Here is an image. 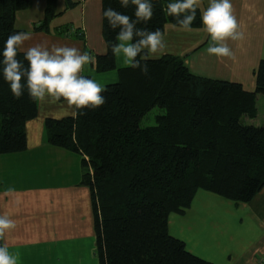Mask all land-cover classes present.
Instances as JSON below:
<instances>
[{"label": "trees", "instance_id": "trees-1", "mask_svg": "<svg viewBox=\"0 0 264 264\" xmlns=\"http://www.w3.org/2000/svg\"><path fill=\"white\" fill-rule=\"evenodd\" d=\"M56 2L47 0L40 28L56 15ZM150 2L153 16L138 28L164 33L168 22L180 26L167 13L175 0ZM31 3L0 0V53L8 36L17 33V12ZM109 7L135 19L131 4L125 8L119 0H103V12ZM201 16L197 7L190 27L201 26ZM118 31L104 17L107 50L95 60L101 72L117 69L111 45L118 43ZM188 55L138 57L147 75L139 68H118V80L104 87L102 106L46 119L49 143L82 156L100 264H215L170 233V214H183L201 189L249 202L264 188V124L245 121L257 116V95L264 94V59L255 70V90L247 91L239 82L194 74L185 63ZM17 59L28 66L23 51L18 50ZM3 67L0 63V154L27 148L26 123L38 115V100L29 96L26 77L17 98ZM155 107L161 110L156 123L142 126V118Z\"/></svg>", "mask_w": 264, "mask_h": 264}, {"label": "crops", "instance_id": "crops-1", "mask_svg": "<svg viewBox=\"0 0 264 264\" xmlns=\"http://www.w3.org/2000/svg\"><path fill=\"white\" fill-rule=\"evenodd\" d=\"M231 3L245 34L243 41H227L234 59L208 54L212 42L203 24L188 31L170 22L163 33L166 47L150 55L188 53L185 63L194 74L239 82L245 90L254 91L255 70L264 59V0ZM208 4L209 0H200L201 12ZM46 7L47 0H32L27 9L17 12V32L31 35L24 49L37 44L75 47L95 60L97 54L106 52L103 0H57L56 15L47 28H40ZM68 27L77 33L64 34ZM116 65L117 69L125 66L123 56L116 57ZM117 69L101 72L94 62L85 65L81 74L106 87L118 80ZM260 100L264 94L257 95V108ZM73 112L76 109L63 100H38L37 117L26 123L27 148L0 154V214H8L16 222V228L2 242L10 253L18 254V264H100L92 190L83 183L82 156L50 144L47 138L46 119ZM255 118L246 117L245 121L254 124ZM215 197L213 192L198 191L183 214H170V233L183 239L190 251L215 264H257L264 256V188L251 201L230 200L229 208L222 210L211 207L213 199L218 201ZM240 208L255 215V219L250 216L254 222L245 230L234 229L227 220L230 209L234 213Z\"/></svg>", "mask_w": 264, "mask_h": 264}, {"label": "clouds", "instance_id": "clouds-1", "mask_svg": "<svg viewBox=\"0 0 264 264\" xmlns=\"http://www.w3.org/2000/svg\"><path fill=\"white\" fill-rule=\"evenodd\" d=\"M119 3L125 8L130 4L135 6V19L111 7L104 10L103 15L111 29H119L116 35L118 43L111 45L112 53L116 57L123 56L125 66L139 68L147 75L148 68L146 64L141 65L138 57L146 58L149 53L155 54L166 47L160 29L150 31L137 27V24L151 20L152 4L150 0H119ZM199 4L200 0H175L167 5V13L176 17L184 30L190 31ZM201 19L212 42L207 48L208 54L234 59L235 54L227 41H243L245 34L234 15L231 0H209ZM30 39L27 32L9 35L0 53L4 79L9 82L15 97L23 95L25 85L21 81L26 77L28 94L34 100L43 102L50 99L53 103L63 100L68 107L75 109L98 108L105 103L104 87L81 74L85 65L95 62L93 56L68 46L53 45L49 48L37 44L24 49V42ZM18 50L24 52V59L28 61L26 68L17 59ZM15 228L16 222L8 214H0V240ZM18 259V254L9 252L7 244L0 245V264H18Z\"/></svg>", "mask_w": 264, "mask_h": 264}, {"label": "rangeland", "instance_id": "rangeland-1", "mask_svg": "<svg viewBox=\"0 0 264 264\" xmlns=\"http://www.w3.org/2000/svg\"><path fill=\"white\" fill-rule=\"evenodd\" d=\"M67 35V34H66ZM258 110H259V112H258V116L255 118V119H253V122H254V124H256V125H263L264 124V100H260L259 101V103H258ZM161 112V110L158 108V107H155V108H153L150 112H148L143 118H142V121H141V124H142V126H149V125H154L156 122H155V115L156 114H158V113H160ZM49 168L50 167H47L46 166V168H45V170L46 171H48L49 170ZM201 190H203V189H201ZM200 191V190H199ZM210 192V191H209ZM215 194V193H214ZM216 196L217 197H215V198H217L218 199V201L217 200H215V199H213L212 201H211V203H210V205H211V207L213 208V209H219V210H222V208H229L228 206H227V203H228V201H230V199H227V198H225V197H223V196H220V195H217L216 194ZM231 201H233V200H231ZM195 202H196V200H195ZM221 204H220V203ZM222 207V208H221ZM249 207H252L251 205L249 206ZM231 215H229V217L227 218V220L229 219V223L230 224H233L234 225V229H237V230H245V228H246V226L248 225V223L249 224H251V223H253L254 222V220H252L251 219V217L250 216H252L254 219H255V215H254V213H251L250 215H249V213H248V210L246 209H238L237 211L236 210H234V213L236 212V217L234 216V213H233V211L230 209L229 211H228ZM218 231H220L219 229H218ZM256 231H257V227L256 228H254V232L256 233ZM220 233H218V235H219ZM210 235V234H209ZM195 237V236H194ZM212 239H213V237H212ZM192 240H194V239H192Z\"/></svg>", "mask_w": 264, "mask_h": 264}, {"label": "built area", "instance_id": "built-area-1", "mask_svg": "<svg viewBox=\"0 0 264 264\" xmlns=\"http://www.w3.org/2000/svg\"><path fill=\"white\" fill-rule=\"evenodd\" d=\"M77 30H75L74 28H68L65 31V34L71 35L72 33L76 32ZM257 264H264V256H260L257 260Z\"/></svg>", "mask_w": 264, "mask_h": 264}]
</instances>
